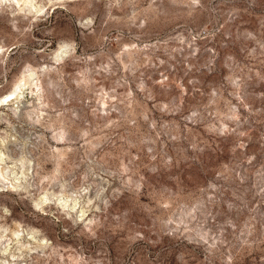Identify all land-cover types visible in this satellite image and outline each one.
<instances>
[{"label":"rangeland","instance_id":"obj_1","mask_svg":"<svg viewBox=\"0 0 264 264\" xmlns=\"http://www.w3.org/2000/svg\"><path fill=\"white\" fill-rule=\"evenodd\" d=\"M9 92L0 264H264V0H0Z\"/></svg>","mask_w":264,"mask_h":264},{"label":"bare ground","instance_id":"obj_2","mask_svg":"<svg viewBox=\"0 0 264 264\" xmlns=\"http://www.w3.org/2000/svg\"><path fill=\"white\" fill-rule=\"evenodd\" d=\"M24 4H31V0H22ZM40 9H36L35 11L38 12ZM23 81L25 84L28 83V79L26 77L22 78L20 82ZM18 97L14 95V92H9L5 94L3 97L0 98V106H7L9 102L16 100Z\"/></svg>","mask_w":264,"mask_h":264}]
</instances>
